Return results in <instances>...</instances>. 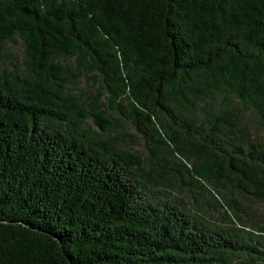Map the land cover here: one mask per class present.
I'll return each instance as SVG.
<instances>
[{"label": "trees", "instance_id": "1", "mask_svg": "<svg viewBox=\"0 0 264 264\" xmlns=\"http://www.w3.org/2000/svg\"><path fill=\"white\" fill-rule=\"evenodd\" d=\"M262 132L264 0H0V264H264Z\"/></svg>", "mask_w": 264, "mask_h": 264}, {"label": "rangeland", "instance_id": "2", "mask_svg": "<svg viewBox=\"0 0 264 264\" xmlns=\"http://www.w3.org/2000/svg\"><path fill=\"white\" fill-rule=\"evenodd\" d=\"M8 54L13 57V61H21V60H23V57H24V47L20 46V45L11 46L10 50L8 51ZM12 63H14V62H12ZM4 66L12 67V65L8 61L4 63ZM84 85H85V83L82 84V86H84ZM247 121L249 122V125L255 126V124L252 121H250L249 118ZM122 126H126V130L128 131V123L125 122L122 124ZM93 128L96 131L100 132V130L97 127L93 126ZM254 131L256 133H261V130L257 129L256 127H255ZM122 132H123V129H119V130L113 132L112 136H116L117 134L122 133ZM262 134L264 135V132H262ZM120 142L125 147H132V148H139L140 147L139 143H136L134 140H132L128 137H121ZM199 201L206 203L205 201L200 200V199H199ZM208 208H211V207H208ZM218 214H219V210L216 212V215H218Z\"/></svg>", "mask_w": 264, "mask_h": 264}]
</instances>
